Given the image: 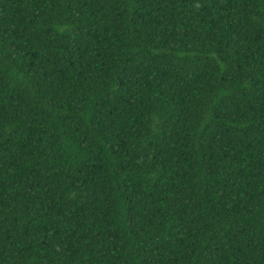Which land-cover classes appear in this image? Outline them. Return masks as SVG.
I'll return each mask as SVG.
<instances>
[{
    "label": "trees",
    "instance_id": "1",
    "mask_svg": "<svg viewBox=\"0 0 264 264\" xmlns=\"http://www.w3.org/2000/svg\"><path fill=\"white\" fill-rule=\"evenodd\" d=\"M0 264H264V0H0Z\"/></svg>",
    "mask_w": 264,
    "mask_h": 264
}]
</instances>
